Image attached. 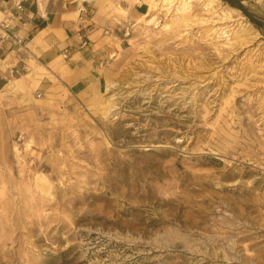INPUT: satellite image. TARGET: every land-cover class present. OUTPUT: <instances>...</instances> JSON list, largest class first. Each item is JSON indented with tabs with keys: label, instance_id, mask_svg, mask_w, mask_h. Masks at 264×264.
Instances as JSON below:
<instances>
[{
	"label": "rangeland",
	"instance_id": "1",
	"mask_svg": "<svg viewBox=\"0 0 264 264\" xmlns=\"http://www.w3.org/2000/svg\"><path fill=\"white\" fill-rule=\"evenodd\" d=\"M114 1L97 88L0 91V264H264V33L222 0Z\"/></svg>",
	"mask_w": 264,
	"mask_h": 264
},
{
	"label": "crops",
	"instance_id": "2",
	"mask_svg": "<svg viewBox=\"0 0 264 264\" xmlns=\"http://www.w3.org/2000/svg\"><path fill=\"white\" fill-rule=\"evenodd\" d=\"M17 2L23 7L21 19L15 16ZM113 2L0 0V24H9L0 26V91L14 88L27 74L39 75L40 82L59 79L78 90L97 88L105 62L121 48L116 29L124 16L113 10ZM135 8V3H130L129 17ZM4 29L23 38L24 44L2 38Z\"/></svg>",
	"mask_w": 264,
	"mask_h": 264
},
{
	"label": "trees",
	"instance_id": "3",
	"mask_svg": "<svg viewBox=\"0 0 264 264\" xmlns=\"http://www.w3.org/2000/svg\"><path fill=\"white\" fill-rule=\"evenodd\" d=\"M228 3L230 6L234 8L240 9L250 20V22L258 28L260 31L264 33V18L257 17L256 15L252 14L248 8L243 4L242 0H222Z\"/></svg>",
	"mask_w": 264,
	"mask_h": 264
},
{
	"label": "built area",
	"instance_id": "4",
	"mask_svg": "<svg viewBox=\"0 0 264 264\" xmlns=\"http://www.w3.org/2000/svg\"><path fill=\"white\" fill-rule=\"evenodd\" d=\"M16 8H17L18 12L15 14V16H16L17 18L21 19V18H22L23 7H22V5H21L20 2H17V3H16ZM8 25H9V24H8V23H5V22L0 24V26L3 27V28H7ZM4 30H5V34H4V35H1L2 38H12V39L15 40V42H16L17 44H20V45H21V44H24V39H23V38H21V37L15 35L14 33H10V32H8L6 29H4ZM82 43H83V44H86V43H87V40H83ZM64 55H65V56L67 55V51H66V50H64Z\"/></svg>",
	"mask_w": 264,
	"mask_h": 264
},
{
	"label": "bare ground",
	"instance_id": "5",
	"mask_svg": "<svg viewBox=\"0 0 264 264\" xmlns=\"http://www.w3.org/2000/svg\"><path fill=\"white\" fill-rule=\"evenodd\" d=\"M170 2H171V1H170ZM182 2H183V1H182ZM184 3H185V2H184ZM183 5H184V4H183ZM44 182H45V181H44ZM43 187H44V186H43ZM45 187H46V186H45ZM43 190H44V189H43ZM47 190H48V189H47ZM47 190H46V191H47Z\"/></svg>",
	"mask_w": 264,
	"mask_h": 264
}]
</instances>
